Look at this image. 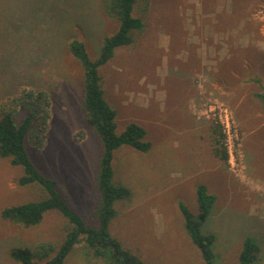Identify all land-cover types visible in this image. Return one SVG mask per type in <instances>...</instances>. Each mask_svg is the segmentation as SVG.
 <instances>
[{
    "label": "rangeland",
    "instance_id": "rangeland-1",
    "mask_svg": "<svg viewBox=\"0 0 264 264\" xmlns=\"http://www.w3.org/2000/svg\"><path fill=\"white\" fill-rule=\"evenodd\" d=\"M145 26L131 45L115 48L98 68L104 97L116 111V133L138 123L151 143L114 151L113 183L131 190L114 203L109 229L144 264H206L185 229L183 204L197 213L196 187L215 201L202 233L214 235L216 264H238L250 236L264 264V0H137ZM102 0H0V104L23 89L49 95L50 119L42 148H26L36 168L88 226L96 210L103 145L87 125L83 70L68 49L84 44L90 59L117 29ZM25 112L20 110L19 119ZM227 116L229 130L219 121ZM220 129L215 152L214 129ZM21 165L0 157L3 208L48 196L37 181L20 185ZM68 221L52 209L24 227L0 215V264H15L11 247L62 242ZM64 264H105L84 242Z\"/></svg>",
    "mask_w": 264,
    "mask_h": 264
},
{
    "label": "trees",
    "instance_id": "trees-1",
    "mask_svg": "<svg viewBox=\"0 0 264 264\" xmlns=\"http://www.w3.org/2000/svg\"><path fill=\"white\" fill-rule=\"evenodd\" d=\"M136 1L102 0L103 12L115 18L118 25L114 33L104 37L96 59H90L84 44L77 40H70L67 46L71 54L79 60L83 70V106L87 125L99 135L103 145L97 176L100 200L96 210L99 221L96 227L88 226L84 222L57 191L56 182L44 176L28 154L27 141L36 148H42L45 144L50 119L48 93L44 90L23 89L0 104V157L8 158L12 165L23 167L24 175L18 180L20 185L37 181L48 192V196L43 200L3 208L1 218L24 227H32L41 223L47 211L56 209L68 221L65 226L67 232L58 247L51 242H39L33 248L11 247L9 254L15 264H64L67 255L80 242H84L92 250L94 257L104 259L105 264H144L136 254L123 248L109 229L110 222L116 215L115 201L131 196L129 188L113 183L112 161L114 151L122 145H130L139 151L147 152L151 143L145 139V129L135 122L127 124L119 134L115 132L116 111L104 97L98 72V68L113 57L115 48L131 45L134 32L143 30L145 23L133 13ZM20 110L24 111L25 115L19 119ZM213 131L218 133V137H215V152L227 161L226 151L219 150L224 135L218 128ZM214 201L215 197L208 192L207 187L200 184L196 187L197 213L190 212L181 204L186 232L192 243L199 248L206 264H216L212 249L215 237L203 234L201 230ZM259 254L258 243L254 238L247 236L242 241L238 264H256Z\"/></svg>",
    "mask_w": 264,
    "mask_h": 264
},
{
    "label": "built area",
    "instance_id": "built-area-1",
    "mask_svg": "<svg viewBox=\"0 0 264 264\" xmlns=\"http://www.w3.org/2000/svg\"><path fill=\"white\" fill-rule=\"evenodd\" d=\"M219 121L222 125H224V127L229 130V124H228V119H227V116L224 115V119L221 118V116H219Z\"/></svg>",
    "mask_w": 264,
    "mask_h": 264
},
{
    "label": "crops",
    "instance_id": "crops-1",
    "mask_svg": "<svg viewBox=\"0 0 264 264\" xmlns=\"http://www.w3.org/2000/svg\"><path fill=\"white\" fill-rule=\"evenodd\" d=\"M112 166H113V164H112Z\"/></svg>",
    "mask_w": 264,
    "mask_h": 264
}]
</instances>
